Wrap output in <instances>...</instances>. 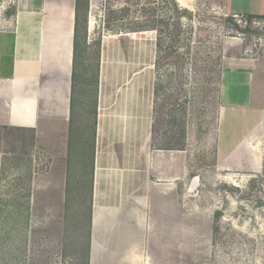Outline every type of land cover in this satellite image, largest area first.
Masks as SVG:
<instances>
[{
    "label": "rangeland",
    "instance_id": "374dc122",
    "mask_svg": "<svg viewBox=\"0 0 264 264\" xmlns=\"http://www.w3.org/2000/svg\"><path fill=\"white\" fill-rule=\"evenodd\" d=\"M174 2L187 11L179 43ZM80 4L70 164L32 131L0 127V264H86L90 207L83 163L95 130L101 50L104 40L129 34L156 43L153 145H184L201 180L198 195L182 209L186 229L172 264H264V207L251 211L255 202L264 204V166L260 174L215 169L224 69L225 100L246 103L253 89L264 120V18L248 22V14H264V0ZM253 143L264 156V131Z\"/></svg>",
    "mask_w": 264,
    "mask_h": 264
},
{
    "label": "crops",
    "instance_id": "0c3cea01",
    "mask_svg": "<svg viewBox=\"0 0 264 264\" xmlns=\"http://www.w3.org/2000/svg\"><path fill=\"white\" fill-rule=\"evenodd\" d=\"M2 2L0 127L32 131L63 152L66 166L76 0ZM155 61L156 43L142 34L103 41L95 135L84 161L87 264H155L164 256L172 264L179 253L182 209L199 193L189 192L190 180H201L187 148L153 145ZM224 70L215 169L260 174L263 155L253 142L264 131L263 109L253 89L246 103L225 100Z\"/></svg>",
    "mask_w": 264,
    "mask_h": 264
},
{
    "label": "trees",
    "instance_id": "16d2710c",
    "mask_svg": "<svg viewBox=\"0 0 264 264\" xmlns=\"http://www.w3.org/2000/svg\"><path fill=\"white\" fill-rule=\"evenodd\" d=\"M80 0H76V6H75V34H74V62H73V73H72V89H71V114H70V126H69V143H68V163L70 164V161L72 159V151L74 150V143H75V138L72 135V132L74 133V130H72V125H73V121H74V117H75V89H76V82H77V78H76V59H77V55H78V51H79V42H78V25H79V12H80ZM173 10L175 12V24L177 25V34L175 36V42L179 43L180 41V34H181V18L185 16L186 14V10H183L181 8L178 7V5L174 2L173 5ZM252 18H264V15H251L248 14V22H250V20ZM238 28V27H236ZM152 30H157V27H153ZM160 40V39H159ZM178 46L176 44H172L171 46H168L167 49L172 53L176 52V48ZM96 107V105H95ZM96 117V108H95V113H94V118ZM3 129H5L6 127H2ZM94 128H95V120H94ZM20 129V128H18ZM95 135V130L93 131V136L91 138V146H90V150L92 148V141H93V137ZM82 138L78 139L79 142L81 141ZM167 149H178V150H182L184 148V145L179 146L178 148L176 147H171V146H167ZM88 153V152H87ZM84 166V163H83ZM263 166H264V156H263ZM85 176V174H84ZM83 176V177H84ZM83 183V182H82ZM86 184V183H85ZM85 189V186L83 187ZM66 189L70 190V188L66 187ZM75 190H78L75 189ZM87 258V256H86ZM86 264H87V260H86Z\"/></svg>",
    "mask_w": 264,
    "mask_h": 264
},
{
    "label": "water",
    "instance_id": "95a60500",
    "mask_svg": "<svg viewBox=\"0 0 264 264\" xmlns=\"http://www.w3.org/2000/svg\"><path fill=\"white\" fill-rule=\"evenodd\" d=\"M199 187V177L198 176H194L191 180H190V184H189V192L190 193H195L197 191ZM264 207V204L262 202H255L253 204V206L251 207V211H257L258 209H261Z\"/></svg>",
    "mask_w": 264,
    "mask_h": 264
}]
</instances>
